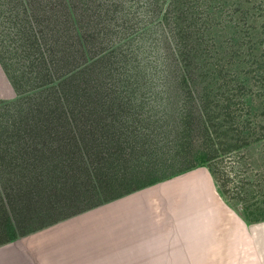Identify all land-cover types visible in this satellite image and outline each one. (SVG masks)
<instances>
[{
    "label": "trees",
    "instance_id": "16d2710c",
    "mask_svg": "<svg viewBox=\"0 0 264 264\" xmlns=\"http://www.w3.org/2000/svg\"><path fill=\"white\" fill-rule=\"evenodd\" d=\"M0 69V246L203 165L264 222V178L221 170L264 143V0H0Z\"/></svg>",
    "mask_w": 264,
    "mask_h": 264
},
{
    "label": "crops",
    "instance_id": "0c3cea01",
    "mask_svg": "<svg viewBox=\"0 0 264 264\" xmlns=\"http://www.w3.org/2000/svg\"><path fill=\"white\" fill-rule=\"evenodd\" d=\"M197 170L4 244L0 264H264V222H246Z\"/></svg>",
    "mask_w": 264,
    "mask_h": 264
},
{
    "label": "rangeland",
    "instance_id": "374dc122",
    "mask_svg": "<svg viewBox=\"0 0 264 264\" xmlns=\"http://www.w3.org/2000/svg\"><path fill=\"white\" fill-rule=\"evenodd\" d=\"M141 28L143 30L139 31V34L136 33L132 35L133 37L125 40V42L128 43L129 46L131 45L136 48L133 53L137 54V58L132 59H135L139 64H146L147 66H150L156 56V51L158 52V47H160V50L163 49V39L160 35L159 29L154 25V23L146 27L141 26ZM260 88V94L262 95L264 94V72L260 74ZM16 98L17 97L14 91L10 87L7 79L0 69V99L11 101L15 100ZM243 163H247L246 168L253 177L264 178V143L253 145L247 149H242L241 151L237 152L233 157L224 161L221 170H230V168L234 166L240 168L238 171H245L247 169L240 166ZM197 168H199V170H197L195 173H191L192 176L195 175L201 177L204 175V173L208 172V169L205 165ZM189 175L190 174H188V176ZM261 191L264 192V188H262ZM232 207L235 210L241 212L239 207Z\"/></svg>",
    "mask_w": 264,
    "mask_h": 264
}]
</instances>
